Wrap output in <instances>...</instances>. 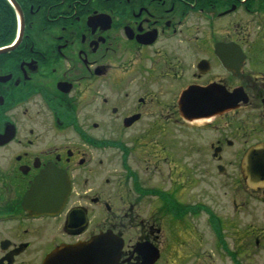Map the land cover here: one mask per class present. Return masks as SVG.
I'll return each instance as SVG.
<instances>
[{
  "label": "flooded vegetation",
  "instance_id": "1",
  "mask_svg": "<svg viewBox=\"0 0 264 264\" xmlns=\"http://www.w3.org/2000/svg\"><path fill=\"white\" fill-rule=\"evenodd\" d=\"M5 17L0 264H264L245 162L264 0H0Z\"/></svg>",
  "mask_w": 264,
  "mask_h": 264
},
{
  "label": "water",
  "instance_id": "2",
  "mask_svg": "<svg viewBox=\"0 0 264 264\" xmlns=\"http://www.w3.org/2000/svg\"><path fill=\"white\" fill-rule=\"evenodd\" d=\"M191 94L184 97L183 100L186 102V104L184 102L182 103L186 107L185 109H187L189 116L193 113V111H196V112L200 111L199 106L197 105V102L195 101L193 97L190 96ZM190 100H194V101H190ZM237 100H239V97H236V101ZM207 107H208V103L205 102L203 106V110L204 108L206 110ZM257 156L259 159L257 158ZM245 162L247 165L246 168L252 173L251 185L252 186H261V185L264 186V145L258 147L255 150H252L248 154ZM255 167L257 169V173H254Z\"/></svg>",
  "mask_w": 264,
  "mask_h": 264
},
{
  "label": "trees",
  "instance_id": "3",
  "mask_svg": "<svg viewBox=\"0 0 264 264\" xmlns=\"http://www.w3.org/2000/svg\"><path fill=\"white\" fill-rule=\"evenodd\" d=\"M14 18H12V20H13ZM9 21V18H0V24L3 26L4 25V23H7ZM13 22V21H12ZM8 26H9V23L7 24ZM2 31L3 32H5V31H7V34H4V35H2V38H3V40H5V41H9V40H11V38L13 37V34H9V30H8V27H6V28H3L2 27V29L0 30V33H2Z\"/></svg>",
  "mask_w": 264,
  "mask_h": 264
}]
</instances>
